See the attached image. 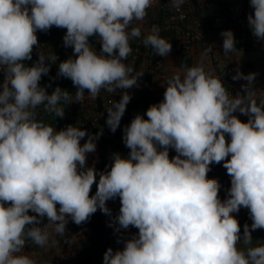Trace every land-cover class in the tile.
Listing matches in <instances>:
<instances>
[{"label": "clouds", "instance_id": "obj_1", "mask_svg": "<svg viewBox=\"0 0 264 264\" xmlns=\"http://www.w3.org/2000/svg\"><path fill=\"white\" fill-rule=\"evenodd\" d=\"M152 2L0 0V264H35L23 254L28 241L50 246L49 228L63 235L69 218L81 225L97 210L111 216L107 202L117 197L119 214L109 226L138 232L118 237L123 248H107L103 264H264V243L254 245L251 235L264 229V101L253 98L255 73L237 71L233 79L247 83L229 95L203 63L185 65L167 79L163 99L124 126L129 153H112L105 170L87 164L102 130L91 134L73 124L57 130L37 119L41 106L63 119L62 104H82L86 90L96 99L102 90L123 89L105 110L107 127L117 131L132 99L127 90L144 74L125 63L129 41L142 35L133 22L145 19ZM170 3L179 11L184 0ZM249 6L248 27L264 41V0ZM52 27L66 29L63 45L73 50L58 63L56 78L70 79L74 95L59 86L49 94L51 85H40L58 57L40 51L37 32ZM221 36L225 56L236 52L233 31ZM142 42L161 57L172 51L155 25ZM34 48L38 58L29 66ZM221 163L230 177L223 199L220 182L208 178L210 166ZM241 208L252 221L243 231L234 215Z\"/></svg>", "mask_w": 264, "mask_h": 264}, {"label": "crops", "instance_id": "obj_2", "mask_svg": "<svg viewBox=\"0 0 264 264\" xmlns=\"http://www.w3.org/2000/svg\"><path fill=\"white\" fill-rule=\"evenodd\" d=\"M220 0H207L206 4L212 11V14L214 16H218L217 13L221 8H218V2ZM235 1V0H233ZM249 3V0H244L242 4ZM154 12V8L151 7L147 10V14H151ZM153 14V13H152ZM151 14V16H152ZM150 16V17H151ZM149 17L146 16L143 21H136V24L139 25L141 28H146L148 25V19ZM227 26V25H226ZM232 25H228L229 30H231ZM242 32L236 34L239 35V37H235L236 44L235 47L237 49L234 53H229L228 56H225L223 51V44H219V40L217 39V34L214 32H204L201 33L202 40H204L205 47L203 49H200L198 46H195L193 51L191 52L192 58H193V64H199L203 63L205 70H211L213 71L214 67L210 60L206 59L205 52L208 49H211L216 59L220 62V65L224 71L229 73L230 77L233 80V86H234V93L232 95H235L238 91L241 90V86L246 84L247 81L243 79H233V76L236 75L237 71L245 73V75L249 73H255V81L254 84L251 86L252 91L254 92V99L259 103L260 101H264V41L257 40L250 32H248V28L243 27L241 30ZM221 34V32H220ZM219 34V36H220ZM223 39V37H222ZM183 59V54H173L170 53L167 57V62L164 64L163 68L160 69L161 71L158 73V75L154 79V86L152 88L149 86V82L146 79L145 75L143 74L138 81V87H134V90L136 91V94H139L140 91H144V89H147L151 92L152 96L154 98L163 99V93L165 91L167 78L172 76L173 74L182 72L183 68H181V62ZM165 75H164V73ZM123 92L121 89L117 90L116 93L114 92V98L116 101H119L121 98V94ZM111 93L106 91H101L100 95L96 98H100L102 100L106 99ZM132 109V105L128 103L126 111H130ZM239 118L245 116L237 113ZM59 130V129H57ZM95 130V129H94ZM93 129H88L87 131L91 134H95V131ZM102 135H100L99 139L96 141L97 148L95 153L88 154V163L89 165H93L95 163V167L98 170H105L106 165L111 164L110 157L108 158L105 153V147L106 145H109L107 142H117L114 145L110 146L112 149L111 152H119L122 156L128 155V148L125 146L122 135H123V125L120 124V127L117 129L115 133H112L109 128L103 127L102 129ZM101 132V131H100ZM86 139V138H85ZM84 143V140L81 141V144ZM174 150H170L169 153L172 155ZM108 158V159H107ZM108 162V163H107ZM95 191H96V185H93ZM107 206L111 209V216L106 215L102 213L101 211L97 210L98 213V222L95 225V230L98 231V239L96 242H104L108 243L109 246L113 248L117 244L116 239L114 240V227L116 226L113 224L112 227L108 226V221H112L114 216H117L119 214L120 209V201L117 197L114 200H109L107 202ZM31 214V213H30ZM91 218V217H90ZM112 219V220H111ZM43 223H47V219L45 218ZM89 223V222H88ZM87 224V222L83 223ZM109 228H111L109 230ZM131 229H121L120 233H117L119 235H124L126 239L130 238L131 235L128 233H134L130 231ZM106 231H109L108 234ZM50 232V246L46 247H39L34 244H26V247L24 249V253L26 255H29L30 258H32L35 261V264H76L78 262V259L80 258L82 247H81V240H78L76 237L73 236L72 240L68 243L69 245L63 246L60 244V238L62 235H58L54 232L53 228H49ZM103 232V233H102ZM113 236L110 237L109 234L111 233ZM102 233V234H101ZM96 236V237H97ZM113 238L112 240L109 238ZM55 241V243H51V241Z\"/></svg>", "mask_w": 264, "mask_h": 264}, {"label": "trees", "instance_id": "obj_3", "mask_svg": "<svg viewBox=\"0 0 264 264\" xmlns=\"http://www.w3.org/2000/svg\"><path fill=\"white\" fill-rule=\"evenodd\" d=\"M206 2L207 0H194L188 6L189 19L185 23L180 24V25H182V27L184 28H187L190 25H192L193 27L196 28L197 32L199 31L200 33L209 31V32L220 34V32L222 33L225 30H229L228 25L230 24L232 25L231 30L233 31L234 36L239 37V35L235 33V32L240 33L242 32L241 30L243 29V25L239 21L240 19L239 15L244 8H247L249 6V3L242 4L244 0H235V1L220 0L218 2L219 3L218 8H221V10H219L217 15L224 16V17H227L228 15H230L231 17H229L225 23L217 24L214 21L216 16L212 14V11L210 10ZM151 7L154 8V12H152L153 14L151 13L152 16L151 14H147V16L149 17L148 18L149 21L147 22L148 25L144 29H148L150 23L154 21L155 22L157 21V23L161 25L162 23H164V20L169 19L171 14L173 13L172 11L173 9L169 6L163 7L162 5H153ZM133 24L137 25L136 21H134ZM51 31H53L52 33H55V30H51ZM248 32H250L249 27H248ZM176 34H177L176 30L160 32L161 37L169 40L170 43L174 42V40L177 37ZM142 38L143 36L141 35L140 38H134L129 41L130 46L132 48V53L129 55L125 63L133 66L135 72L144 73L146 79L148 80L150 84L149 86L152 88V86H154L153 81L155 77L158 75V73L161 71L160 69H162L164 64L168 61L166 60L168 56H166L164 60L161 61L159 60L155 51L151 47H146V46L141 47L139 50V53H135V49L138 47V43L139 41L142 40ZM60 40L61 38H59V41ZM90 42L93 43V46L100 47L99 43L95 41V38H90ZM196 46H198L200 49H203L205 47L204 40L202 39L198 40L196 42ZM136 56L138 57L134 61V57ZM206 59L212 62L213 67H214L213 72L219 75V78L224 83V86L227 89L229 95H232L234 93V86H233V80L230 77L229 73H227L226 71L222 69L220 62L216 59L213 52H207ZM185 65L189 67L194 66L192 55L189 52L183 53L181 68H183ZM113 96H114V93H111L104 100L98 98L96 99L95 103L91 104V106L94 107L95 105H97L99 107L98 109L100 110L104 107V103L108 102L109 107H110L113 101L115 100ZM160 101L161 99L154 98L151 92L147 89H144V91H140L139 94L134 95L129 102V104L132 105V109L130 111H126L125 112L126 116L122 117L121 124L123 125V128L125 125H128L131 122V120L137 113L144 114L147 108L151 104L158 103ZM76 111L78 113H82L83 110H80L78 108L76 109ZM72 116H75V114L73 113ZM39 119H41L46 124H49L52 126L56 125V121H54L53 119H49V118L42 119L41 117H39ZM145 119H147L146 116H145ZM241 120L246 122V120L244 119H241ZM67 122L73 125L76 124L75 120H68ZM102 128L103 127H98V128H95V130L94 129L93 130L95 131V134H96L100 132ZM83 129L88 130V128H83ZM107 143H109V145H106L104 149H105V153L107 157L109 158L111 157V154H112L111 152L112 150H110L112 148L110 146L114 145L117 142H112V143L107 142ZM127 150L129 153V149ZM218 181H220V179ZM94 193H95V189L94 187H92V191L90 194H94ZM97 234H98V231L95 230V226H92V234L84 237L81 241L82 251H81L80 258L78 259V262L76 264H103V254L107 250V248L111 246H109L108 243L96 242V240L98 239ZM252 237H253V244L254 245L257 244L256 237L255 236H252ZM29 243L33 244L31 241H28L26 244H29ZM60 244L63 246L69 245L68 243L66 244L63 243L62 240H60Z\"/></svg>", "mask_w": 264, "mask_h": 264}, {"label": "built area", "instance_id": "obj_4", "mask_svg": "<svg viewBox=\"0 0 264 264\" xmlns=\"http://www.w3.org/2000/svg\"><path fill=\"white\" fill-rule=\"evenodd\" d=\"M193 1L194 0H184V3L181 5L180 10L177 11L171 6L170 0H153L152 6L153 5H162L163 7L169 6L173 9L172 10L173 13L171 14L170 18L167 20H164V23H162L161 25L158 24L157 21L156 22L154 21L150 23L148 29L142 28L141 29L142 36L143 37L146 36L151 31V28L154 25L160 28V32L176 30L177 37L174 40V42L171 43L172 51L170 53H173V54H183L184 52L191 53L196 46V42L202 39L201 33L199 31L197 32L196 28L193 27L192 25H190L187 28H184L180 24L185 23L189 19L188 6ZM253 11L254 10L250 8V6H248L247 8H244L241 11L239 15L240 17L239 21L241 22L243 27L248 28L247 15L249 13H252ZM229 17L231 16L230 15H228L227 17L216 16L214 21L217 24L225 23ZM51 30H55V33H52L53 31ZM65 33H66V29H60L56 27H52L47 33L39 32V31L37 32L38 41L41 45L40 51H42L45 54V56H50L54 53L58 57L57 63L51 65L49 75L43 76L40 81L41 86L51 85L50 87H47V91L49 94H51V92L54 90L56 86H59L63 89H67L73 95H74V92L76 91L70 79H66L62 77L56 78L57 70H58V63L60 61L66 60L68 57L73 55L72 48L71 47L66 48L63 45V36L65 35ZM59 38H61L60 41L62 42L59 41ZM142 40L139 41L138 47L135 49V53H139L140 48L145 46ZM95 48L97 51H99L100 49V47H97V46ZM157 56L159 60L161 61L164 60L165 58L159 55ZM137 57L138 56L134 57V61L135 59H137ZM37 58H38L37 50L34 48L33 54H32V60L27 61L26 63L30 66L32 63H34L37 60ZM215 75L219 77V75L217 74ZM2 80H3V70H0V81ZM121 91L123 92L125 90L121 89ZM127 91L130 93L132 97L136 95V91L134 90V88L129 89ZM95 101L96 99H91L87 96V90H86L85 99L82 102V104L78 102H74L72 104H62V106L65 107V116L63 119L59 117L56 118L54 114H49L45 112L43 110V106H41V108L37 110V119L41 120L39 119V117H41L42 119H46V118L53 119L54 121H56V125L53 127H56V129H59V130L69 125V123L67 122L68 120H75L76 122L75 125L77 127H82V128L95 129L98 127H106L107 125L105 121H106L107 113L105 110L106 108L109 107V104L108 102H105L104 107L99 110L98 109L99 107L97 105H95L94 107L91 106V104L95 103ZM78 108L80 110H83L82 113H78L76 111V109ZM73 113L75 114V116H72ZM125 116L126 114H124V117ZM87 164L89 165L88 160H87ZM94 218L96 221L98 220L97 212L93 214L91 219L87 221L86 228H85L86 233L84 237L92 234V225L88 222L90 220L92 221V219ZM74 227H75L74 222H72L71 219L69 218V223L67 224V230L61 236V240L63 241V243L66 244L70 242L72 236L74 235Z\"/></svg>", "mask_w": 264, "mask_h": 264}, {"label": "rangeland", "instance_id": "obj_5", "mask_svg": "<svg viewBox=\"0 0 264 264\" xmlns=\"http://www.w3.org/2000/svg\"><path fill=\"white\" fill-rule=\"evenodd\" d=\"M218 36H217V39L219 40V44H222L223 43V39H222V36H221V34H220V36H219V34H217ZM223 45V44H222ZM222 45H221V47H222ZM223 48V47H222ZM243 73V72H242ZM245 74V73H244ZM240 119H244V120H246L247 121V119H248V117L247 116H243V117H241ZM170 154V157L171 156H174L176 153L175 152H173V154L174 155H172L171 153H169ZM211 171L208 173V178L209 179H217V180H219L220 179V184H221V189H220V192H219V195H220V197L223 199L224 197H225V195H226V189L228 188V187H230V177L228 176V174H227V171H226V169L223 167V165H222V163L221 164H219V165H217V164H212L211 166ZM234 215H236V217H237V219L239 220V223H240V225H241V231H243V225L245 224V223H248L249 225L252 223V221L249 219V216H248V210L247 209H244V208H241V210H240V212L238 213V214H234ZM92 217V216H91ZM115 217V216H114ZM91 219V218H90ZM112 220V219H111ZM98 222V220L96 221L95 220V218L94 219H92V221L90 220L89 221V223L92 225V226H95L94 224H96ZM108 222H110V221H108ZM108 226H109V223H108ZM110 227V226H109ZM85 228H86V226H85V224H81V225H76L75 224V227H74V237H76L78 240H81L82 241V239L84 238V236H85V233H86V231H85ZM111 228H109V230H110ZM130 231L131 232H134V233H128L129 235H133V234H136L137 232H138V229H136V228H133V227H130ZM108 232L109 231H106V233L108 234ZM103 233V232H102ZM101 233V234H102ZM109 234H112V232L111 233H109ZM114 234V233H113ZM113 234L112 235H110V237L111 236H113ZM251 235L252 236H255L256 237V242L257 243H263V241H264V229H258V230H255V231H253L252 233H251ZM73 236H72V238H73ZM109 237V236H108ZM109 237V238H110ZM118 237H120L121 238V240L123 241V240H125L126 238H125V236L124 235H119L118 236V234L117 233H115L114 234V240L116 239L117 240V238ZM72 238H71V240H72ZM113 238H110L111 240L113 239ZM70 240V241H71ZM257 240H259V241H257ZM116 242V241H115ZM123 248V242H121V243H117L115 246H113V250H117V249H122Z\"/></svg>", "mask_w": 264, "mask_h": 264}]
</instances>
